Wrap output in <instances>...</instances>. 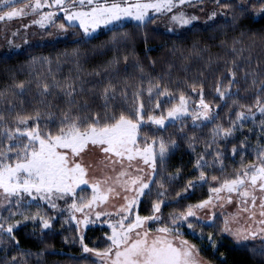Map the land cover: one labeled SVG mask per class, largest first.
<instances>
[{
  "label": "trees",
  "instance_id": "trees-1",
  "mask_svg": "<svg viewBox=\"0 0 264 264\" xmlns=\"http://www.w3.org/2000/svg\"><path fill=\"white\" fill-rule=\"evenodd\" d=\"M220 5L224 13V5L231 8L225 14L221 12L207 25L194 23L178 32L156 27L151 18L145 22L130 20L116 23L86 36L79 25L69 26L63 21L66 30L48 41H34L4 52L0 40V91L6 94L0 101V111H4L9 127L16 113L28 116L36 109L42 113L51 111L55 113V122L44 117L40 128L57 134L59 118L67 107L65 98L53 89V94L47 97L53 107L40 105L42 97L37 94V80L50 82L52 76L61 81L65 78L74 80L77 65L80 69L77 86L82 81L84 91L76 99L81 103L87 101V111L91 113H103L105 101L101 93L109 82L115 86L116 95L108 103L117 117L121 113L130 115L129 110L140 109L141 104L144 117L161 114L178 103L181 95L194 101L202 98L206 104L214 106L216 111L211 121L193 123L185 119L170 122L163 128L144 124L140 129V142L144 145L160 138L176 143L163 165L159 162L156 166L155 179L139 204V214L147 217L153 215V203L163 200L157 213L163 223L153 221L152 227L168 225L170 214L181 213L207 196L206 183L197 179L202 169L195 167L198 158L204 155V148L214 149L219 145L223 152L219 158L215 151L214 157L208 153V158L222 164L218 167L220 170H215L216 166L212 172H207L210 176L235 178L236 172L242 168L241 162L254 159L238 148L241 143L239 136L216 140V144L209 147L214 126L221 124L223 129H227L237 112L256 108L258 90L249 89L250 78L247 82L242 79L243 72L255 70L258 79L264 80V14L255 15L251 6L243 7L237 0L223 1ZM113 35L120 37L116 46L107 43ZM237 40L240 43L236 48L245 49L241 58L231 51L233 42ZM233 59H237L240 65L235 69L238 83L221 98L216 88L218 83L225 87L228 85L227 70L232 67L230 62ZM114 60H119V63H110ZM21 82L26 84L25 94L13 96L14 85ZM157 83L161 92L166 91L170 95H158L156 91L150 95L148 89ZM259 99L264 103V93L259 94ZM8 100L13 101L14 109L9 108ZM241 105L245 107L241 108ZM130 118L136 119V116L130 115ZM34 126L35 123L29 121L28 127ZM189 181H196V184L185 191ZM160 192L164 195L159 196ZM48 213L52 222L48 229L43 228L40 220L24 219L13 229L15 240L4 235L0 242V264H101L98 258L83 252V246L76 238L74 223L64 224L60 216L53 219L56 212L52 209ZM106 231L99 226L88 228L85 244L91 249L108 247ZM208 235L207 230L205 241H208ZM188 237L198 245L201 255L213 264H264V253L260 251L264 249V243L238 245L226 236L215 234L206 246L197 237Z\"/></svg>",
  "mask_w": 264,
  "mask_h": 264
},
{
  "label": "snow or ice",
  "instance_id": "snow-or-ice-1",
  "mask_svg": "<svg viewBox=\"0 0 264 264\" xmlns=\"http://www.w3.org/2000/svg\"><path fill=\"white\" fill-rule=\"evenodd\" d=\"M202 2L203 0H155V2H141V0H111V2L109 0H103V2L101 0H71L73 6L76 3L80 5H84L85 3L88 5L95 4V6L89 11L70 12L66 8H61V10L65 11L67 21H79V27L83 29L84 34L90 36L101 25H111L125 18H131L139 22L150 20V9L157 13L162 11L171 12L173 8L177 7V3L194 7L197 3ZM215 2L217 5L220 4V0H215ZM12 3L13 0H0V4L2 5L11 6ZM64 3L65 0H52V3L47 6L60 7ZM45 4H47V0H44V3L41 0H34V3L25 4L24 7L12 8L11 11L0 14V21L27 15V9L35 12L44 7ZM224 7L227 8L228 5H224ZM259 11L264 13V7ZM216 15L217 13L214 11L209 19L214 18ZM54 16L55 13L53 12L45 13L40 20L33 22L43 25L45 21H52ZM171 19L181 25H188L198 18L196 16L186 17L185 13L181 11L173 15ZM69 26L75 25L70 24ZM59 27L66 30L64 24H60ZM119 40L120 37L113 35L107 43L116 46ZM239 43L240 41L238 40L234 41L231 48V51L237 58H241L245 51L244 48H236V45ZM124 59L127 61V57ZM110 63L118 64L119 60H114ZM230 63L232 67L227 70L229 77L228 85L225 87L221 83H218L216 88V92L221 98L229 94L231 89L238 83L235 69L239 68L240 65L237 63V59H233ZM76 71L77 76L74 80L65 78L61 81L57 80L55 76H52L50 82L37 80V94L42 97L39 101L40 105L46 108L53 107L47 100V97L53 94V89H56L65 98L67 107L59 118L57 134L53 135L50 130L41 131L40 128V121L44 117H47L50 122H55V113L51 111L42 113L39 109H36L33 114L28 116L16 113L11 127L8 126L4 111H0V189L3 190L4 198L9 204L12 203L9 199L10 197H16L15 203L20 205L23 200L22 194H27V196L35 199L36 196L33 195L35 193L52 208H56L54 196L63 199L65 195L74 194L75 185L88 183L84 179L86 174L85 167L75 160L70 162L69 153L60 151L61 149L70 150L72 157H79L90 146L97 147L105 155V160L100 162L105 167L108 164H123L124 158L131 162L139 156L143 159V163L149 165L153 172H155L157 156L159 157L160 164L163 165L169 149L175 146V141L166 143L163 138H160L158 141L153 140L151 144H146L141 150L137 146V134L140 124L144 122L143 116L140 115L143 104L140 105V109L129 110L130 115L137 117L135 121L130 118V115L123 113L117 117L111 111L108 103L116 95L115 86L111 82L101 93V97L105 101L103 113H91L87 111V101L81 103L76 99V96L84 91L82 81L80 82V86H77V81L80 80L78 65ZM141 71L143 70L141 69ZM95 74L99 75V73ZM249 78V89L255 88L258 90L255 106L260 113L264 114V103L259 99V94L264 93V80L258 79V73L255 70L243 72L242 79L247 82ZM195 90L193 88V91ZM25 91L26 84L24 82L14 85L12 89L13 96L17 97L23 96ZM153 91H156L158 95H170L166 91H160L159 83L148 89L150 95ZM236 91L238 94L239 89L237 88ZM5 95V92L0 91V101L5 98ZM121 95L125 94L121 93ZM20 103L22 104L23 101L21 100ZM233 103H236V101ZM8 105L10 109L15 108L12 100H8ZM156 107H159V104ZM200 107L202 111L196 113L194 120L203 119L211 121L214 119L210 106L203 99L200 100ZM240 107L244 108L245 106L241 105ZM9 114L11 115V112ZM184 114H187L186 100L181 95L179 106L170 109L167 116H160L159 118L149 117L148 121L163 128L165 127L166 120L174 121ZM254 115L255 113L252 112L250 107L246 111L237 112L236 119L230 121V126L227 129H222L218 126L213 130V137L209 147L216 144V137L220 136L221 133L225 138L232 136L234 129L240 127L241 122L248 120ZM29 121H33L35 126L29 128ZM45 128H47V125H45ZM156 144H158V149H154L153 147ZM216 151L217 158H219L221 153L218 148ZM235 151L236 149L234 148L233 153ZM113 156L120 159H113ZM257 160L259 163L243 166L236 172L235 178L225 179L220 184V187L212 188L211 192L216 195L217 199H220L219 194L225 190L228 193H237L241 198L242 204L247 205L250 198L252 207H255L257 199L255 193L257 191L264 193V148H260L257 151ZM205 164L204 156L201 155L195 167L201 168ZM128 166L131 167V163ZM136 171L140 172L142 169L137 168ZM122 177H128V179L122 181L121 186L123 190H129L130 185L136 186L134 189L135 197L132 200H128L125 197L127 203L119 209L118 214L127 212L132 205L137 204L139 198L145 195V189L149 188V184L144 182L140 176L133 178L126 171H121L117 175L116 183H121ZM197 179L198 181H205L204 172L201 171ZM212 180H218V178L212 177ZM107 183L108 180L98 181L93 185L94 192L87 204L78 207L76 203H73L71 207L75 211L83 212L85 208L92 209L93 205L97 202L103 203L107 201L110 194L119 195L112 186L107 187L106 191L101 193L100 184ZM195 184L196 181H189L185 191L188 188L194 187ZM158 195L163 196L164 193L160 192ZM177 195L179 196L180 193ZM260 200V216L264 217V196H261ZM231 202L232 197L229 195L227 203ZM162 203H164L163 200L153 203V215L151 216L142 218L136 215L134 220L125 223V221H128V216L123 215L116 224L110 225L112 234L107 236L108 241H110L109 247L104 251L95 252V255L100 258L102 264H204L200 257V250L187 240L180 239L181 234L178 231V225L179 222L187 221L189 217L196 216V213L192 210L193 207L205 208L212 204L211 197L195 206H189L186 213L170 214V226L159 227L155 230V234H153L152 231L144 226L148 221L163 223L161 216L157 215L161 210ZM241 211L249 212V208L245 206ZM101 215H107V213L97 212V219ZM254 218L255 213L252 212L249 219ZM24 219L40 220L44 229H48L51 226L49 220L44 219L39 214L32 217L25 216ZM90 222L87 218L83 221L85 224ZM20 223L22 222L17 221L16 225H8L7 228L3 224H0V242L3 241L5 234H7L10 240H15L13 229ZM77 223L81 222L77 221ZM257 223L264 225V219L257 221ZM188 228L192 229L190 223L188 224ZM223 231L232 232V229L228 227V221H225ZM234 235L239 243L248 239H255L257 236L262 237V242H264V227H259L256 231H251L250 228L237 230ZM209 238L211 239V237ZM79 239L84 252L93 251L86 245H83L82 235ZM260 251L264 253V249ZM15 259L16 257H13V260Z\"/></svg>",
  "mask_w": 264,
  "mask_h": 264
},
{
  "label": "rangeland",
  "instance_id": "rangeland-1",
  "mask_svg": "<svg viewBox=\"0 0 264 264\" xmlns=\"http://www.w3.org/2000/svg\"><path fill=\"white\" fill-rule=\"evenodd\" d=\"M227 0H220V3ZM42 3H44V0H41ZM103 2V0H101ZM111 2V0H109ZM141 2H155V0H141ZM238 4L243 5V7L251 6L252 10L254 11L255 15H261L264 13H261L259 10L264 7V0H237ZM28 3H34V0H13V3L11 6L9 5H2L0 4V14H3L4 12L11 11L12 8H21L24 7L25 4ZM52 0H47V4H45L44 7L36 10L35 12L31 11V9H27L28 14L27 15H21L18 17H14L12 19H5L4 21H0V40L3 45L4 52H10L15 49L21 48L23 44H29L34 41H48L51 38H57L59 37L63 29H60L59 25L63 24V21L69 24H77L79 25V21H67L65 16V11H62L61 8H66L68 11H89L95 4L88 5L85 3L84 5H80L79 3H76L74 6L71 3V0H65L64 5L57 7V6H47L48 4H51ZM251 3V4H250ZM250 4V5H249ZM225 8V7H224ZM231 6H228L225 8L226 10L230 9ZM250 8V7H249ZM223 7L215 2V0H203L202 3H197L194 7L189 6L187 4L180 5L177 3V7L173 8L171 12L168 11H162V12H155L154 10H149V16L150 18L154 19V24L156 27L164 29L168 32H178L181 29L188 27L194 23H202L204 25H207L219 15L221 12H223ZM225 10V13H226ZM183 11L186 15V17L196 16L198 19L193 20L188 25H181L176 21H173L171 17L173 15L178 14L179 12ZM216 12L217 15L209 19L211 14L213 12ZM53 12L55 13V16L53 17L52 21H45L43 25L39 23H34L33 21L40 20L41 17L45 13ZM223 12V14H225ZM59 17H62L63 19L60 20ZM136 21L131 18H125L122 21L115 22L111 25H101L98 29H96L95 32H93L91 35H94L98 33L101 29L110 27L112 25H115L116 23H124L126 21ZM147 21V20H146ZM139 22V21H136ZM81 28V27H80ZM82 29V28H81ZM83 30V29H82ZM90 35V36H91ZM200 98L199 100H191L188 98H185L186 100V108H187V114H184L180 116L178 119L172 121V120H166L165 126L170 122H180L185 119H189L191 122H202L203 119L200 120H194V117L196 113L202 111L200 107ZM179 103H176L172 106H169L167 110H165L163 113L158 115H150L148 117H144V109L140 110V115L143 116V121L140 124V127L138 129L137 134V146L142 150L146 144L140 142V129L144 124H151L154 126H157L151 122L148 121L149 117H156L159 118L160 116H167V113L170 109L173 107L179 106ZM209 105V104H208ZM212 114H215L216 108L214 106L209 105ZM252 112L255 113L253 117H250L248 120H245L240 123V127L234 129L232 136H239L240 140V146L238 147L240 150H244V153L251 154L253 156L252 161L246 162V160H243L241 162V166H246L253 163H259L257 160V151L260 148H264V114L260 113L258 108H251ZM246 111V110H245ZM137 119V117H136ZM136 119H133L134 121ZM236 119V118H235ZM205 122V121H204ZM221 127V124H218L217 126H214L212 129H216L217 127ZM223 129V128H222ZM237 134V135H236ZM213 136V134H212ZM230 137H223V134L221 133L220 136L216 137V140H225ZM211 137V134H210ZM153 140H159V139H153ZM148 142L147 144H151L152 141ZM164 141L167 143L169 140ZM176 146V143H175ZM171 147L168 151V153L165 156H168V154L171 152V150L175 147ZM154 149H158V144L153 145ZM217 148L219 149L221 155L219 157L223 156V152L221 150V147L219 145H215L214 149H208V147L204 148V161L206 164L199 168L202 169V172H204L206 180L200 181L206 183V190H207V196L198 201L195 204H192L190 206H195L198 203H201L202 201L208 200L210 197L212 199V204L205 208H195L193 207V211L196 213L195 217H189L187 221L179 222L178 225V231L180 232V239L187 240L190 244L195 245L198 249V245L195 243V241L191 238H189V235L197 237L199 240L202 241L203 244L208 246L212 241L213 235H221L226 236L230 238L234 243L238 245H249V244H257V245H263L264 242H262V237L257 236L255 239H248L245 240L242 243L237 242V238L234 235L235 231L237 230H243L246 228H250L251 231H256L259 227H264V225H259L257 221L264 219V217L260 216V198L261 196H264V193H260L257 191L256 194V206L252 207L251 200L249 198V202L247 205H244L241 203V198L237 195V193H228L226 190L222 191L219 196L220 199L216 198V195L211 192L212 188L220 187V184L225 179H233L230 177H227L226 175L222 177H218L216 175H211L207 172H212V170L217 166L215 170H220L218 168L219 166H222V164L218 163L217 160L214 158H208V153L213 154L214 157V151L217 153ZM60 151L68 152L69 153V160L70 162L72 160H75L78 163H81L82 166L86 169V174L84 176V179L88 181L87 184H79L74 186V194L65 195L63 199H59L56 196L53 197L57 207L52 208L45 200L40 199L37 194H33L36 196L35 199L32 197L27 196V194L23 195V200L20 205H17L15 203L16 197H10L9 199L12 201L11 204L8 203L7 200L4 198L3 190L0 189V224H3L5 228H7L8 225H16L17 221H25L24 217H32L39 214V216L43 217L44 219L49 220L50 224H52L51 219L49 217L48 210H54L56 212V215H52L53 219H59V216L64 221V224L74 223L76 226V238L80 242L79 237L83 236V245L85 244V235L90 227H96L99 226L101 228H106V235L110 236L112 234V229L110 227L111 224H116L117 221H119L123 215L128 216V221H125V223L134 220L136 215H139V204L140 200L143 198L141 196L139 198V201L137 204L132 205V207L125 213L118 214L119 209L126 205L127 201L125 200V197L128 198V200H132L135 197V187L136 186H129V190L125 191L123 190L121 184L122 181L125 179H128V177H122L121 183H116V177L121 171L128 172L131 177L135 178L136 176H140L144 182L149 184V187L151 183L154 181V174L153 170L149 165H146L143 163V159L139 156H137L133 161L129 162L126 158L123 159V164L115 163V164H108V166L101 165V161L105 160V155L99 150L97 147L90 146L89 149L83 153L79 157H72L70 154V150L61 149ZM217 156V154H216ZM113 159H120L113 156ZM164 159V160H165ZM219 160V159H218ZM222 160V159H220ZM159 157L157 156L156 166L159 163ZM129 163H131V167H129ZM204 163V162H202ZM223 163V160H222ZM140 168L142 171L137 172L136 169ZM114 169V170H113ZM156 171V170H155ZM201 171L198 174V177L200 175ZM212 177H217L218 180H212ZM111 178V179H109ZM108 180L107 184H100V192L103 193L106 191L107 187L112 186L115 188L116 192L119 193V195H109V198L107 201L100 203L97 202L95 205H93L92 209L85 208L83 212L75 211L71 207L73 203H76L77 206H82L83 204H87L89 200H91L94 189L93 185L96 184L98 181H104ZM147 189H145V192ZM231 195L232 202L227 203V197ZM247 206L249 208V212H242L241 209L243 207ZM189 206L184 209L181 213H186ZM107 213V215H101L99 219L96 217V213ZM255 213L254 219H249V216L251 213ZM22 213V214H21ZM180 213V212H178ZM65 214V215H62ZM159 215V214H158ZM88 219L91 221L90 223H83L85 219ZM77 221H80L81 223H77ZM225 221H228V227L232 229V232H225L223 231L225 227ZM153 221H148L145 224V228L152 231L153 234H155L154 228L152 227ZM169 223V222H168ZM192 225V229L188 228V224ZM168 226H170L168 224ZM17 227V226H16ZM14 227V229L16 228ZM159 228V227H158ZM207 230L209 231V235L207 237L208 241L204 240V235L206 234ZM211 237V239L209 238ZM108 247L110 244V241H108ZM81 243V242H80ZM87 246V245H86ZM88 247V246H87ZM108 247H105L103 249H92L91 252H84L87 254H90L100 260L99 257L95 255L96 251H104ZM89 248V247H88ZM91 249V248H89ZM200 257L204 264H213L212 262L208 261L206 258H204L201 253ZM101 261V260H100ZM102 264V262H101Z\"/></svg>",
  "mask_w": 264,
  "mask_h": 264
}]
</instances>
